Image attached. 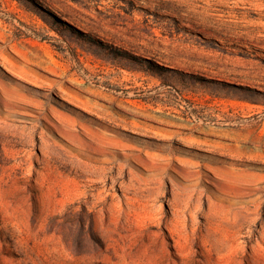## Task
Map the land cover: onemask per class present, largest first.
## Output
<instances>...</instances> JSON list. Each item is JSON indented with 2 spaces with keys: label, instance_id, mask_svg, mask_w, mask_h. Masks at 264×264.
<instances>
[{
  "label": "rangeland",
  "instance_id": "obj_1",
  "mask_svg": "<svg viewBox=\"0 0 264 264\" xmlns=\"http://www.w3.org/2000/svg\"><path fill=\"white\" fill-rule=\"evenodd\" d=\"M0 264H264V0H0Z\"/></svg>",
  "mask_w": 264,
  "mask_h": 264
},
{
  "label": "bare ground",
  "instance_id": "obj_2",
  "mask_svg": "<svg viewBox=\"0 0 264 264\" xmlns=\"http://www.w3.org/2000/svg\"><path fill=\"white\" fill-rule=\"evenodd\" d=\"M50 89V88H49ZM21 96L22 97H20V99H24V98H26V96L24 95V94H21ZM45 96L47 97V96H49V93H46L45 94ZM30 99V101L29 102H33L34 101V99H32V98H29ZM44 99H45V97H44ZM46 100V99H45ZM26 101H28V100H26ZM37 102H38V104L42 107V109L40 110V112H39V114H40V116H39V118H44L45 120H46V122L48 123V124H51V125H53L56 129H58V125H56L55 123H53V121H52V118H51V116H50V107H51V105H52V101H50V100H47V101H39V100H37ZM69 135V134H68ZM83 148H85V149H88V148H91V149H95V148H93L87 141H85V140H83ZM95 150H99L98 148L97 149H95ZM142 161H144V160H142ZM149 162V161H148Z\"/></svg>",
  "mask_w": 264,
  "mask_h": 264
}]
</instances>
